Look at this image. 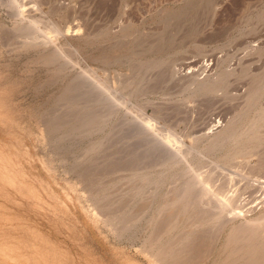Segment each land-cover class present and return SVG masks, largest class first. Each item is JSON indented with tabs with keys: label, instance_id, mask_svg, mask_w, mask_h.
Returning <instances> with one entry per match:
<instances>
[{
	"label": "rangeland",
	"instance_id": "obj_1",
	"mask_svg": "<svg viewBox=\"0 0 264 264\" xmlns=\"http://www.w3.org/2000/svg\"><path fill=\"white\" fill-rule=\"evenodd\" d=\"M7 1L0 0V247L14 256L7 263L164 264L143 254L140 244L165 219L177 222L165 237L192 228L195 210L176 201L184 183L205 170L243 165L246 157L254 164L256 156L240 147L264 144L252 136L264 133V88L240 110L251 77L264 71V0H11L12 7ZM33 17L43 38L47 24L59 20L70 30L71 47L50 60L39 57L52 46L21 47L14 27ZM153 43L159 46L145 49ZM253 47L262 52L250 53ZM222 69L229 70V85L214 92L198 91L184 77ZM77 81L85 84L67 105ZM152 84L150 93L140 89ZM111 86L121 88L115 107L103 98ZM75 112L101 116L96 126L78 129ZM152 113L154 120L143 119ZM48 122L58 125L54 135L63 142L46 136ZM158 129L176 133L178 145L193 151L175 162L152 145ZM200 129L233 136L207 148L186 136ZM95 179L109 182L105 198L130 201L128 230L91 214L85 197ZM263 210L227 222L201 263L188 256L181 264H220L229 227Z\"/></svg>",
	"mask_w": 264,
	"mask_h": 264
},
{
	"label": "bare ground",
	"instance_id": "obj_2",
	"mask_svg": "<svg viewBox=\"0 0 264 264\" xmlns=\"http://www.w3.org/2000/svg\"><path fill=\"white\" fill-rule=\"evenodd\" d=\"M13 2L8 0L5 2V6L12 7ZM214 2L215 0H208L207 3L212 5ZM17 3L19 6V1ZM34 8L38 9L37 6ZM21 22L22 19L14 27L15 33L20 39L19 45L21 47H30L36 44L52 46L51 50L44 51L40 54L39 58L43 60L55 59L63 50L71 47L69 41L66 40V35L70 34V30L66 29V26L59 20L55 22L50 21V24H47L49 27L46 30L49 33L48 37L46 36L45 38L41 35V33L45 32L38 27L39 22H41L39 18L33 17L27 24ZM158 46L159 43L147 44L145 49L151 50ZM260 52H262L261 47H253L250 53L259 54ZM84 70H90L95 73V69L90 66L85 67ZM106 72L109 71L106 70ZM115 74V76H119L118 71ZM228 74V69H222L215 75L209 74L202 79L197 78L194 72L187 73L184 77L190 84H194V88L198 91L214 92L229 85ZM251 78L249 87L245 89L243 96V106L240 109L242 111L247 107L249 100L264 88V71L258 75H253ZM129 82L130 80L123 81L121 88L127 86ZM84 84L82 81L71 84L72 91L67 96V105H70V102L76 99L74 92L81 89ZM119 88L120 86H111L106 89L103 97L104 99L111 100L113 107L121 103V100L118 98L121 89ZM140 89L145 94L150 93L154 91V85H145ZM146 103H148V100H146ZM75 113L78 118H74V124H77L78 129L85 123L96 126L94 120L101 116H96L94 113L81 116L78 112ZM156 116V114L152 113L149 116H143V119L149 122L154 120ZM57 127L58 125L53 122L45 124L46 136L48 138L52 137L50 139L51 142L55 141L57 143L60 140L63 142L64 137L62 135L58 137L54 135ZM39 131L41 132L42 129H39ZM163 131L161 129L156 130V139L152 145L160 147L162 151L167 150L168 157L173 158L174 161H178L185 159L193 151L190 147L178 145V143H182V139L176 133ZM41 134L44 138L43 132ZM186 136H189L191 139L196 137L207 148H214L219 145L222 146L224 139L232 137L233 133L227 129L222 133L216 132L215 134H209V130L204 132L201 130L198 134H186ZM252 136L258 144L264 142V133L254 131ZM236 141L239 142V139L236 138ZM169 143H175L174 149L170 150L167 148ZM248 149L246 151V149L240 147L242 153L256 156L257 161L254 164H251L248 157H246L243 165L233 168L226 167L225 169H219L217 167L205 170L193 175L185 182L176 201L180 203L179 206L184 210H195L192 228L188 231L179 232L173 236L166 235L167 237H165L167 230L174 228L177 223L174 222L173 224L169 219H165L161 228L152 231L151 234L142 239L140 244L142 253L146 256H152L164 264H181L188 256H193L194 260L201 263L215 249L216 243L221 237L227 222L238 216H243L257 207L264 206V172H259L260 169L264 171V144L261 147L254 149L249 147ZM167 156L164 155V158L167 159ZM105 160L103 159V162ZM49 164L53 167L52 162ZM154 182L158 181L155 180ZM93 183L95 187L86 193L85 199L90 201L91 207L89 208H91V214L95 219L104 225L111 226L114 230L117 228L116 226H112V224L119 226V230L121 231L132 227L134 217L130 214L128 208L130 201L119 198L118 195L105 198L109 182H103V179H95ZM70 186L74 188V182H70ZM156 190H158L157 187L152 190V193H155ZM245 191H248V197L242 198L239 196ZM207 222L213 223L211 226L203 228V225ZM117 234H120V232L118 231ZM226 235L223 246L227 249V252L219 260L220 264H264V210L251 218L231 225ZM9 258H14V256L9 255L0 247V264H13L9 261L7 263L6 260ZM215 263L213 262V264Z\"/></svg>",
	"mask_w": 264,
	"mask_h": 264
}]
</instances>
